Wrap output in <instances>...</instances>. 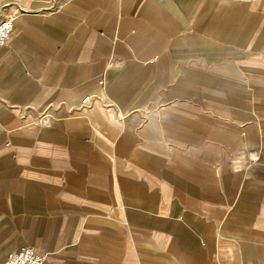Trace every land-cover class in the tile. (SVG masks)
<instances>
[{
    "label": "crops",
    "instance_id": "0c3cea01",
    "mask_svg": "<svg viewBox=\"0 0 264 264\" xmlns=\"http://www.w3.org/2000/svg\"><path fill=\"white\" fill-rule=\"evenodd\" d=\"M0 264H264V0H0Z\"/></svg>",
    "mask_w": 264,
    "mask_h": 264
},
{
    "label": "built area",
    "instance_id": "2783aa9c",
    "mask_svg": "<svg viewBox=\"0 0 264 264\" xmlns=\"http://www.w3.org/2000/svg\"><path fill=\"white\" fill-rule=\"evenodd\" d=\"M13 18H0V49L7 43L13 32ZM44 256L34 247L26 246L10 253L4 264H43Z\"/></svg>",
    "mask_w": 264,
    "mask_h": 264
}]
</instances>
